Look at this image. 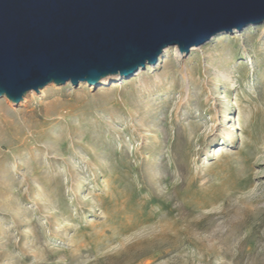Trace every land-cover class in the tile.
I'll return each mask as SVG.
<instances>
[{
    "label": "rangeland",
    "instance_id": "rangeland-1",
    "mask_svg": "<svg viewBox=\"0 0 264 264\" xmlns=\"http://www.w3.org/2000/svg\"><path fill=\"white\" fill-rule=\"evenodd\" d=\"M198 48L0 99V264H264V23Z\"/></svg>",
    "mask_w": 264,
    "mask_h": 264
},
{
    "label": "water",
    "instance_id": "water-1",
    "mask_svg": "<svg viewBox=\"0 0 264 264\" xmlns=\"http://www.w3.org/2000/svg\"><path fill=\"white\" fill-rule=\"evenodd\" d=\"M264 23V0H0V99L98 85Z\"/></svg>",
    "mask_w": 264,
    "mask_h": 264
},
{
    "label": "bare ground",
    "instance_id": "bare-ground-1",
    "mask_svg": "<svg viewBox=\"0 0 264 264\" xmlns=\"http://www.w3.org/2000/svg\"><path fill=\"white\" fill-rule=\"evenodd\" d=\"M199 48L198 47H194V48H192L191 49V51H197ZM169 51V47L168 48H166L165 50H164V52H163V54L162 55H164L165 53H167ZM160 58H162V57H160ZM148 66H154V65H148ZM142 71V69H140L138 72L140 73ZM125 79V77H121V76H119V75H115V76H109V77H106V78H104L101 82H100V85H109L110 84V82H112V83H115V86L117 85V83H119L120 81H122V80H124ZM51 85H54V86H56L55 84H51ZM79 85H88L86 82H81V83H79ZM88 86H90V85H88ZM114 86V87H115ZM90 87H92V86H90ZM45 91H46V87H44L43 89H41L39 92H35V91H30L29 93H27L25 96H24V98H26V97H28V95H32V94H36V93H40L41 95H44L45 94ZM1 99H5V100H8L6 97H3V98H1ZM9 101V100H8ZM9 102H11V101H9ZM12 103V102H11ZM228 136H230V133H228Z\"/></svg>",
    "mask_w": 264,
    "mask_h": 264
}]
</instances>
